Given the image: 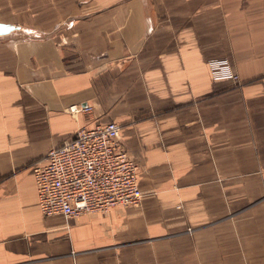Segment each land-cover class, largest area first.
Listing matches in <instances>:
<instances>
[{"label": "crops", "instance_id": "obj_1", "mask_svg": "<svg viewBox=\"0 0 264 264\" xmlns=\"http://www.w3.org/2000/svg\"><path fill=\"white\" fill-rule=\"evenodd\" d=\"M0 24V264H264V0H0ZM109 122L141 210L42 214L32 166Z\"/></svg>", "mask_w": 264, "mask_h": 264}, {"label": "built area", "instance_id": "obj_2", "mask_svg": "<svg viewBox=\"0 0 264 264\" xmlns=\"http://www.w3.org/2000/svg\"><path fill=\"white\" fill-rule=\"evenodd\" d=\"M68 111L86 114L92 107L73 105ZM120 131L117 122L81 128L70 141L49 150L42 164L32 166L42 214L73 218L140 203L139 166Z\"/></svg>", "mask_w": 264, "mask_h": 264}, {"label": "rangeland", "instance_id": "obj_3", "mask_svg": "<svg viewBox=\"0 0 264 264\" xmlns=\"http://www.w3.org/2000/svg\"><path fill=\"white\" fill-rule=\"evenodd\" d=\"M7 26H9V25H7ZM17 31H18V29L16 28L15 30L11 31V33H9V34L18 33ZM7 36H9V35H7ZM221 67H230V69H221ZM207 69L209 71V77L213 82H219L220 83V81H232L234 84H238L240 82L238 72L235 69H232L231 62L225 57L209 58L207 60ZM68 109H67L68 114L73 115L74 113L73 114L70 113L68 111ZM78 115H80V114H78ZM143 198L144 197H142V199L138 205H135L133 207H124L121 205H118V206L125 208V209H129V210L134 208V210L140 211L141 210L140 207H141V203L143 201ZM118 206H116V207H118ZM150 206L153 207V204ZM108 212H110V210L105 212V213H108ZM88 214H96V213H88ZM81 216H83V215H81ZM78 217H80V216L73 217V218H78ZM73 218H70V219H73ZM138 222H139V220H138ZM127 253H129V252L128 251H122V250L119 252H116V253L111 252V253H108L109 256L105 257L104 259H101V258H103V256L98 255V254L97 255L92 254V255H89L88 257L87 256H84V257H76V256L73 257L72 256L71 259H66L65 264H90V263H93V264H98V263L99 264H140V260L131 261V260L125 259L124 256ZM63 263L64 262L62 261L61 264H63ZM55 264H57V263H55Z\"/></svg>", "mask_w": 264, "mask_h": 264}, {"label": "water", "instance_id": "obj_4", "mask_svg": "<svg viewBox=\"0 0 264 264\" xmlns=\"http://www.w3.org/2000/svg\"><path fill=\"white\" fill-rule=\"evenodd\" d=\"M16 28L9 25L0 24V36H7L11 31L15 30Z\"/></svg>", "mask_w": 264, "mask_h": 264}]
</instances>
